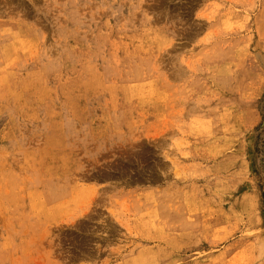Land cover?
Here are the masks:
<instances>
[{"label": "rangeland", "instance_id": "374dc122", "mask_svg": "<svg viewBox=\"0 0 264 264\" xmlns=\"http://www.w3.org/2000/svg\"><path fill=\"white\" fill-rule=\"evenodd\" d=\"M0 264H264V0H0Z\"/></svg>", "mask_w": 264, "mask_h": 264}]
</instances>
